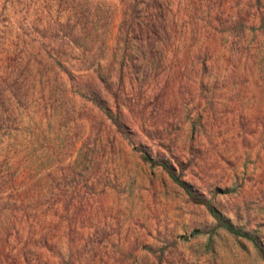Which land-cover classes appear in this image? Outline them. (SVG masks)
Instances as JSON below:
<instances>
[{
  "label": "rangeland",
  "instance_id": "obj_1",
  "mask_svg": "<svg viewBox=\"0 0 264 264\" xmlns=\"http://www.w3.org/2000/svg\"><path fill=\"white\" fill-rule=\"evenodd\" d=\"M0 264H264V0H0Z\"/></svg>",
  "mask_w": 264,
  "mask_h": 264
},
{
  "label": "trees",
  "instance_id": "obj_2",
  "mask_svg": "<svg viewBox=\"0 0 264 264\" xmlns=\"http://www.w3.org/2000/svg\"><path fill=\"white\" fill-rule=\"evenodd\" d=\"M145 157V156H144ZM166 170H169V166L166 162H161L160 163ZM178 183L188 192L191 193V189L189 187V185L181 180H177ZM199 202L203 203L211 212V214L220 222L222 223V225H224L229 231H231L232 233L236 234V235H241V236H246L249 237L248 234L246 232H242L239 229L235 228L234 226L228 224V223H224L219 215V213L217 212V210L211 205L209 200H205V199H201L198 200Z\"/></svg>",
  "mask_w": 264,
  "mask_h": 264
}]
</instances>
